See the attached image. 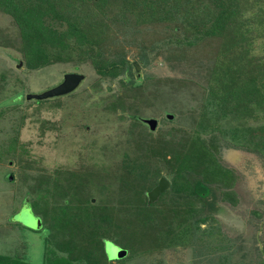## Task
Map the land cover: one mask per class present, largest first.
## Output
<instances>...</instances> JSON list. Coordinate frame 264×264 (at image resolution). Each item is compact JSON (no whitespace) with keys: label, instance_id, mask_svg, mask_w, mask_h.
<instances>
[{"label":"rangeland","instance_id":"1","mask_svg":"<svg viewBox=\"0 0 264 264\" xmlns=\"http://www.w3.org/2000/svg\"><path fill=\"white\" fill-rule=\"evenodd\" d=\"M245 16L250 24L247 34L250 62L263 63L264 13L262 25L254 22L250 13ZM165 18L142 22L133 28L136 30H119L115 39L110 35L103 41L110 60L121 57L125 61L119 74L110 77L98 75L88 61L27 68L17 51V28L10 17L0 14V254L40 261L42 227L48 226L44 220L50 215L57 219L56 208L61 205L71 216L78 209L83 213L96 212L105 204L116 212L121 197L115 193V181L126 168L121 154L131 146L127 144L130 135L154 142L150 145L165 140L166 149L170 138L178 140L195 130L202 98L210 93L208 90L214 94L213 98L221 100L217 109L236 108L246 115L241 121L244 133L247 122L259 123L260 119H249L252 106L246 93L249 85L243 80L248 77L244 62L238 63L242 81L237 83V78L233 81L232 73H240L234 70L237 56L231 47L226 44L220 47L221 40L216 36L201 37L196 44H189L187 41L196 37L193 29L181 22L179 14ZM237 46L233 45V49ZM213 54L220 57L218 70H210V63L217 59ZM185 61L187 66L180 70ZM133 62L137 72H133ZM171 65L177 69L172 70ZM66 72L84 77L72 92L40 100L26 98V94L56 85ZM209 75L211 86L207 87ZM165 85L172 98L163 97ZM178 85L185 88L184 92ZM258 94L256 98L261 100ZM165 114H172V118H166ZM140 118H155V129L150 131L140 125ZM228 119H221L218 129L214 127L202 134L208 146L212 141L209 148L213 152L208 148L207 152L196 151L192 156H206L215 165L213 176L204 182L209 188L205 195L210 202L207 206L212 205L207 213L213 216L215 227L185 236L186 245L136 253L129 258H126L131 253L129 247L126 250L122 248L123 242L114 240L113 230L105 235L102 232V238L126 253L117 256L116 246L107 244V258L99 264H264V153L259 155L234 146L228 136L230 130L229 134L221 132L224 126L234 123ZM201 122L199 119L198 124ZM171 128L179 129L180 133L170 134ZM211 134L213 138H209ZM224 168L231 175L228 187L215 181L216 177H227ZM157 169L147 185H153L154 181L156 184L161 176L170 185L172 171L168 172L162 162H157ZM9 174L11 180H7ZM61 185L68 189L73 186L79 192H69ZM223 191L227 192V200L222 199ZM166 200L167 196L162 199ZM21 202L22 208L17 211ZM118 214L123 219L124 209ZM179 221L176 220L177 224ZM122 227L123 223L119 228ZM121 233L120 229L119 236Z\"/></svg>","mask_w":264,"mask_h":264},{"label":"trees","instance_id":"2","mask_svg":"<svg viewBox=\"0 0 264 264\" xmlns=\"http://www.w3.org/2000/svg\"><path fill=\"white\" fill-rule=\"evenodd\" d=\"M263 3L262 0H0V14L10 17L17 28V51L27 68L36 69L54 62L88 61L98 75L110 77L119 74L125 61L121 57L110 60L105 55L103 41L108 36L112 35L115 39L119 30H132L142 22L164 20L167 15L171 19L173 15L179 14L181 22L196 33V37L187 43L194 45L201 37L216 36L221 40L220 47L225 44L231 47V51L237 56V69L234 70L240 73H232L234 82L236 78L237 83L242 81V71L238 69V63H245L244 69L248 70V77L243 80L246 81L244 84L249 85L246 93L250 95L251 100L248 103L252 106L249 119H260L257 124L250 125L247 122L244 133L241 121L246 115L236 108L217 109L221 100L213 98L214 94L208 90L210 93L202 98L204 102L198 117V120H202L201 125L197 120L196 128L190 135L185 134L178 140L170 138L166 149L165 140L158 145H150L154 142L144 140L138 135L136 140V136H133L135 134L130 135L127 144L131 146L121 154L126 168L123 169V174L116 176L115 181V193L121 197L120 208L116 212L112 206L105 204L96 212L87 210L83 213L78 209L71 216L61 205L56 208L57 219L50 215V219L44 220V224L47 223L48 226L42 227L44 236L40 261L29 262L22 259V256L0 254V264H99L107 258L106 245H115L102 238V232L105 235L107 231L113 230L112 234L116 237L114 240L123 242L122 248L126 250L129 247L131 253L126 256L129 258L136 253H150L158 248L186 245L185 236L193 235L196 231H210L215 227L213 216L207 213V208L212 205L207 206L210 202L205 195L209 188L204 184L213 176L215 165L206 156H192L196 151L207 152L212 147V141L208 146L202 139V134L212 131L214 127L218 129L220 120L225 118L234 123L224 126L221 132L227 131L229 134L230 130L228 136L234 146L259 155L264 153V61L256 64L250 62L251 47L247 36L250 24L249 18L245 16L250 13L251 19L262 25ZM236 43L238 46L233 49ZM213 55L217 59L210 63V70H218L220 57ZM186 61L180 70L187 66ZM171 67L172 70L177 69L174 65ZM194 69L199 71L195 66ZM211 79L209 75L206 79L209 83L207 87L211 86ZM162 88L163 97L170 96L167 85ZM177 88L184 92L182 85ZM175 90L179 93L178 89ZM256 93L261 95V100L256 98ZM234 112L236 116H233ZM131 117L137 119L134 115ZM139 124L146 126L141 121ZM131 131L129 130V134ZM168 131L170 134L173 131L180 133L179 129L171 128ZM209 138H213V134ZM157 162H162L168 172L172 171V178L167 189L156 200L147 203L146 192L153 187L155 181L153 185L147 183L157 174ZM223 172L227 177H216L215 181L223 182L228 187L231 175L226 168ZM6 177L11 180L10 174ZM61 186H65L64 189L69 192H79L73 186H69V189L66 185ZM226 193L222 192L223 200H227ZM166 196L167 200L162 201ZM20 206L17 211L22 208V202ZM122 209L124 217L120 219L118 211ZM176 220H180L178 224ZM122 223L123 227L119 228ZM20 227L24 226L20 224ZM26 229L36 233L41 231ZM120 229L123 233L119 236Z\"/></svg>","mask_w":264,"mask_h":264},{"label":"water","instance_id":"3","mask_svg":"<svg viewBox=\"0 0 264 264\" xmlns=\"http://www.w3.org/2000/svg\"><path fill=\"white\" fill-rule=\"evenodd\" d=\"M133 72H137L138 67L133 62ZM83 75L77 72H66L62 75L61 81L54 86H51L39 93L34 94H26V98H33V99H46L50 97H57L68 94L72 92L80 82L83 80ZM166 118H172V114H165ZM141 122L146 125L148 130L153 131L156 127V119L155 118H140ZM169 183L163 177H159L156 184L146 192L147 203L153 202L164 190L167 189ZM117 256L125 255V250L116 247Z\"/></svg>","mask_w":264,"mask_h":264},{"label":"flooded vegetation","instance_id":"4","mask_svg":"<svg viewBox=\"0 0 264 264\" xmlns=\"http://www.w3.org/2000/svg\"><path fill=\"white\" fill-rule=\"evenodd\" d=\"M21 207V206H20Z\"/></svg>","mask_w":264,"mask_h":264}]
</instances>
